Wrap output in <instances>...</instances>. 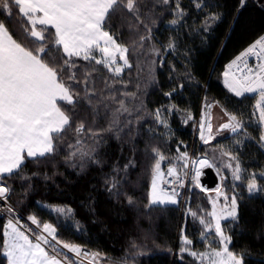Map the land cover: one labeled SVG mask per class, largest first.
<instances>
[{
	"label": "trees",
	"instance_id": "trees-1",
	"mask_svg": "<svg viewBox=\"0 0 264 264\" xmlns=\"http://www.w3.org/2000/svg\"><path fill=\"white\" fill-rule=\"evenodd\" d=\"M144 3L154 4L150 13L141 8V19L151 28V39L140 41L149 33L126 11L112 21L114 27L118 26V43L129 48L132 67L125 68L120 77H114L103 65L85 69L92 73L91 86L96 96L92 97V104L86 99L80 102L75 122L83 121L86 130L90 127L100 135L80 136L82 143L77 147L90 152L93 159H80L79 153L76 158L67 159L73 151L68 145L77 142L73 126L60 141L55 156L40 164L27 162L23 175L30 180L7 179L12 189L7 205L27 219L35 216L41 224H53L58 240L105 255L104 264H195L188 256L180 258L175 251L184 235L197 244L202 230L199 219L175 207H148L157 159L153 149L166 157L163 162L167 164L182 152H191L194 157L210 156L207 146L195 137L194 128L196 120L206 116V109L217 105L244 123L243 132L224 138L217 145L238 157L244 170L243 181L254 173L258 185L264 186V176L260 175L264 172V146L256 96L238 97L223 83L227 65L264 36V10L252 0H243V6L242 0ZM196 3L201 7L197 8ZM176 4L185 15L173 25L170 21L177 18ZM212 15L219 19L205 26L204 21ZM0 20H10L13 33L23 35L22 26L27 22L14 5L11 16L7 9L0 8ZM170 40L176 43L174 50L167 48ZM84 89L83 84L77 88L81 96L85 95ZM169 92L171 96L165 95ZM124 93L134 96L125 97ZM101 94L115 95L117 101L124 98L131 115L119 116L122 130L106 131L111 113L119 105L111 100L100 103ZM157 109L166 126L156 120ZM126 121L132 123L126 125ZM113 178L119 181L118 192L108 190ZM245 182L227 180V194L236 195L239 210L238 218L223 226L232 237L230 250L243 254L244 264H264V192L249 194ZM205 204L203 194H193V211ZM58 208L68 213L52 210ZM0 209H4L0 210V264H7L3 256L6 214H15L7 212L1 202ZM29 228L37 232L34 227Z\"/></svg>",
	"mask_w": 264,
	"mask_h": 264
},
{
	"label": "snow or ice",
	"instance_id": "snow-or-ice-1",
	"mask_svg": "<svg viewBox=\"0 0 264 264\" xmlns=\"http://www.w3.org/2000/svg\"><path fill=\"white\" fill-rule=\"evenodd\" d=\"M170 2L171 0H161L164 5ZM13 5L27 24L22 26L23 35H16L11 30L10 20H0V200L5 202L12 191L6 183L7 179L15 177L30 180L31 177L23 175L27 162L40 164L46 162L49 157L55 156L60 141L69 130L73 129V126L77 134V142L76 145H68L73 151L69 153L67 159L76 158L78 153L80 159L84 157L93 159L90 152L77 147L82 143L80 136L88 133L93 137L100 135L99 132H93L90 127L86 130L83 121L75 122L78 117L77 106L80 102L86 99L92 104V97L96 96L95 89L91 86L92 73L85 69L92 68L93 65H103L114 77H120L125 68H131L129 48L118 43V37L115 35L118 26L114 27L112 21L125 11L130 13L149 33L148 36L140 37V41L143 42L151 39V28L141 19V8L150 13L154 7V4L144 3V0H3L0 8L7 9L8 16H11ZM195 6L200 8L201 4L196 3ZM174 14L177 18L172 19L170 23L176 25L183 19L185 12L179 4H176ZM148 18L151 20V16ZM218 19V15L209 16L204 21V25L207 26L210 21ZM152 23L155 21L152 20ZM140 46L142 47L143 44L141 43ZM167 48L174 50L176 43L170 40ZM260 52H264V37L256 40L242 55L259 56ZM117 57L121 63L117 62ZM235 63L236 61H233V64ZM233 64H229L228 68L231 69ZM245 67L247 72L242 78L237 79L233 76L231 80L226 79L225 83L236 96H243L246 92L258 94L259 99L255 107L258 110L259 122L264 124V63L257 65L256 70L248 68L247 64ZM224 76L228 77L229 72L226 71ZM82 84L85 85L84 96L77 91ZM179 87L182 88L183 85ZM165 95L171 96L172 92ZM123 96H134V93H124ZM98 100L100 103H104L105 100L118 103L119 107L112 111L111 123L106 131H111L113 128L122 130L119 126V116L124 113L131 115L124 98L117 101L115 95L104 97L101 94ZM105 108H108L107 104ZM92 111H96L95 105ZM155 118L159 123L165 124V120L161 119L160 109L156 110ZM188 118L192 117L189 115ZM125 123L131 124L132 121ZM242 129H244L243 121L235 115H230L229 121L222 124L217 131L230 130L237 133ZM208 132H212L210 124ZM200 138L208 143L215 137H205L202 132ZM260 140L264 141V133L261 134ZM153 151L157 159L152 169L148 207L176 204L179 195L177 189L173 187L169 192L161 187V182H165L161 163L166 157L156 149ZM222 155L229 158V162L224 166L231 169L232 180L245 182L242 177L244 170L238 157L229 151H223ZM181 158L187 161V153L181 154ZM94 162L99 163V161ZM193 164L194 166L198 164L200 167H214L206 157L193 161ZM127 167L125 165V170ZM167 175L175 177V180L166 183L179 182L177 186L183 187V181L175 167H168ZM200 175L199 168L194 167L192 179L197 185ZM260 175L264 176V172ZM109 183L108 190L118 192L119 181L113 178ZM245 183L249 194L264 192V186L258 185L254 173ZM214 191L216 198L212 200V211L208 213L210 220L199 216L195 211H189L193 218L200 220L205 233L216 234L220 246L216 248L209 246L207 251L199 253L188 248H182L181 251H188L190 255L202 261L207 260L208 264H244L243 254L230 250L232 237L221 223L238 218L237 197L229 196L220 187ZM220 197H223L224 203L218 206ZM128 202L132 203L131 197L128 198ZM6 211L14 213L15 209L6 206ZM56 211L63 213L65 210L58 208ZM28 219L40 229L39 232L27 229L31 236L20 231L13 220L8 221L7 227L11 231H6L5 235L10 239L3 245V256L7 264H71L67 255L60 257L56 248L59 244L77 257L90 256L96 264H99L101 258L99 253H88L79 245L58 240L57 230L53 224L47 222L41 224L35 216H30ZM183 243L191 245L192 241L184 236ZM45 246L51 251V255Z\"/></svg>",
	"mask_w": 264,
	"mask_h": 264
},
{
	"label": "rangeland",
	"instance_id": "rangeland-1",
	"mask_svg": "<svg viewBox=\"0 0 264 264\" xmlns=\"http://www.w3.org/2000/svg\"><path fill=\"white\" fill-rule=\"evenodd\" d=\"M117 62L121 63L119 61V57H117ZM234 94V93H233ZM249 96H256V102L259 99L258 94L257 93H252V94H247ZM256 114L258 117V122H259V114H258V110L256 109ZM205 128H204V136L205 137H209V136H214V139H210L208 143H205L201 138H200V132H201V122L203 118H199L198 120H196V124H195V128H194V133H195V137L198 136L201 140L202 143L204 145L207 146L208 152L210 153V156H206V158L208 159V161L214 165V168L219 176V181H218V185L215 187H210L207 188L205 187V185L199 180V185H197V183L195 181H193L192 176H193V169L194 167H196V165L194 166L193 161L199 160L201 158H205L204 157H194V155L191 152H182L180 153L177 157H174L172 160H169V163L167 164L166 162H162L161 163V169L162 171H164V173H167V168L168 167H175L177 172L179 174H181L183 177L187 178L188 180V184L186 186L187 190H186V194L184 199L182 200V210L183 212L190 216V211H193L192 208L190 207V202L191 199L193 197V194H203V196L205 197L206 200V204L203 206L198 207V209H195L194 211L197 212L199 214V216L204 217L207 220H210L211 218L208 216V213L212 211V200H214L216 198V192L214 191V189H216L217 187H220L222 189V191L227 193V180L230 178L232 179V175H231V169L226 168L224 165L226 163L229 162V158L225 157L222 155L223 151H227L225 148H223V146H218V142L223 140L224 138L227 137H231V136H236L238 134H240L241 132H243V129L237 133H233L230 130H226V131H217L219 129V127L225 123L229 121V116L230 114H228L224 109H222L221 107L217 106V105H210L206 111H205ZM211 125L212 127V132L209 133L208 132V125ZM261 126V134L264 133V124H261L260 122L258 123ZM263 146H264V141H262ZM183 153H187V161H185L184 159L181 158V154ZM234 165V161L232 162ZM186 164V166H185ZM221 177H224V179H221ZM236 183H239V181H235ZM191 197V198H190ZM1 203L5 204L6 206H8V202L6 201H2L0 200ZM224 201H223V197H220V201H219V205H223ZM160 206V205H159ZM52 210H56V209H52ZM65 210V209H64ZM64 212H67V210H65ZM63 212V213H64ZM68 213V212H67ZM15 216H11L10 214H6L8 221L10 220L9 218H12L14 220L18 219L17 218V214L14 212ZM23 216V215H22ZM231 220V219H229ZM229 220H225V221H221L222 225ZM200 222V220H199ZM7 224V223H6ZM34 226H36L34 224ZM202 230H201V235L199 237V240L197 242V244H195L192 240V244L191 245H186L183 243V237L186 236H182L179 242V248L176 252V254L182 258L184 256H188L189 258H191V261H193L195 264H208L207 260H200L197 257H194L192 255L189 254L188 251H181L182 248H188L191 249L192 251L195 252H204L207 251L209 249V246H211L212 248H216L219 247V239L216 236V234L214 232H207L205 233V229L204 226L201 224ZM203 235V238H202ZM187 237V236H186ZM189 239V237H187ZM190 240V239H189ZM175 252L173 253V255H175ZM129 262H127L128 264ZM129 264H135V263H129Z\"/></svg>",
	"mask_w": 264,
	"mask_h": 264
},
{
	"label": "built area",
	"instance_id": "built-area-1",
	"mask_svg": "<svg viewBox=\"0 0 264 264\" xmlns=\"http://www.w3.org/2000/svg\"><path fill=\"white\" fill-rule=\"evenodd\" d=\"M254 2H256L263 10H264V0H252ZM264 37V36H262ZM250 47V46H249ZM248 47V48H249ZM246 48L241 54H239L233 61H236L235 64H233V61L230 64H233V67L231 68V71L234 73V75L236 76L237 79H240L243 77V75L247 72V68L245 67V64H247L248 68H253L254 70H256L257 65L264 63V52H260L259 56H255V55H242L243 53L246 52V50L248 49ZM257 51L259 52V49H257ZM238 57H240L241 59H237ZM182 181H183V187H178V183H166V181H173L175 180V177L172 176H168L167 173L165 174L164 177V181L165 182H161V187L162 188H166L169 192L171 191V189L173 187H175L177 189V191L179 192V195L177 197L178 203L176 204H166V205H162V206H170V207H175V208H179L182 209V200L185 197L186 194V186L188 184V180L187 178L183 177L181 174H179ZM15 213L18 215L16 220L9 218L10 220H13V223H15L17 225V227L21 230L24 231L25 234L30 235L31 233H29L27 231V229H29V226H32L36 229L37 232L40 231V229L37 228V226H34V224L27 218H25L24 216L20 215L18 212L15 211ZM32 232H34L32 230ZM46 235V234H45ZM46 247V250H49ZM57 251L60 253V257L62 258L64 255H67L69 258V261L71 262V264H96V261L92 260V258L90 256L85 257L83 255H81L80 257H77L74 253L69 252L67 249L63 248L62 244L56 245ZM83 251H86L88 253H99L100 254V259H99V264H104V261L107 259L105 255L101 254L100 252L93 250V249H89V248H82ZM49 253H51V251L49 250Z\"/></svg>",
	"mask_w": 264,
	"mask_h": 264
},
{
	"label": "water",
	"instance_id": "water-1",
	"mask_svg": "<svg viewBox=\"0 0 264 264\" xmlns=\"http://www.w3.org/2000/svg\"><path fill=\"white\" fill-rule=\"evenodd\" d=\"M226 123V122H225ZM224 124V123H223ZM203 126V127H202ZM205 128V117H203L202 122H201V132H200V137L201 133L204 132ZM220 128V127H219ZM226 131V130H224ZM204 159V158H201ZM200 160V159H199ZM210 163V162H209ZM196 168H199V171L201 175L199 176V180L204 183L205 181H213L217 182L219 181V176L215 170L214 167H200L198 164L196 165ZM154 206H159V205H154Z\"/></svg>",
	"mask_w": 264,
	"mask_h": 264
},
{
	"label": "crops",
	"instance_id": "crops-1",
	"mask_svg": "<svg viewBox=\"0 0 264 264\" xmlns=\"http://www.w3.org/2000/svg\"><path fill=\"white\" fill-rule=\"evenodd\" d=\"M228 65H229V64H228ZM228 65H227V67H226L224 73H225L226 71H228V72H229V76H228V77H225V76H224V73H223V83H224V85L227 87V89H229V88H228V86L226 85L225 80H226V79L231 80L232 77L235 76L234 73L231 71V69L228 68ZM235 77H236V76H235ZM229 90H230V89H229ZM230 91H231V90H230ZM231 92H232V91H231ZM232 93H234V92H232ZM234 94H235V93H234ZM247 94H252V93H247V92H246L243 96H245V95H247ZM243 96H238V97H243ZM7 225H8V222H7L6 226H5L4 235H5V232H6V231H7V232H10V231H11V229H9V228L7 227ZM20 231H21V230H20ZM9 239H10V238H9L8 236L5 235V242H7ZM50 255H51V254H50Z\"/></svg>",
	"mask_w": 264,
	"mask_h": 264
},
{
	"label": "bare ground",
	"instance_id": "bare-ground-1",
	"mask_svg": "<svg viewBox=\"0 0 264 264\" xmlns=\"http://www.w3.org/2000/svg\"><path fill=\"white\" fill-rule=\"evenodd\" d=\"M204 185H205V187H207V188H210V187H215V186H217L218 185V183L217 182H213V181H205L204 183H203Z\"/></svg>",
	"mask_w": 264,
	"mask_h": 264
}]
</instances>
